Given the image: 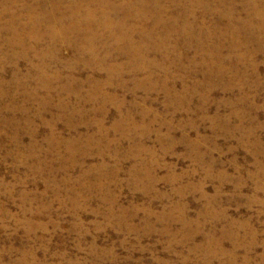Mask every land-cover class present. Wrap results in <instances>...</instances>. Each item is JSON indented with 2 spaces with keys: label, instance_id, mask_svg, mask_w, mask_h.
<instances>
[{
  "label": "rangeland",
  "instance_id": "rangeland-1",
  "mask_svg": "<svg viewBox=\"0 0 264 264\" xmlns=\"http://www.w3.org/2000/svg\"><path fill=\"white\" fill-rule=\"evenodd\" d=\"M46 1L0 0V264H264V53L221 35L229 5L190 16L218 25L203 50L128 55L106 33L97 64L70 37L12 59L5 26Z\"/></svg>",
  "mask_w": 264,
  "mask_h": 264
},
{
  "label": "bare ground",
  "instance_id": "bare-ground-1",
  "mask_svg": "<svg viewBox=\"0 0 264 264\" xmlns=\"http://www.w3.org/2000/svg\"><path fill=\"white\" fill-rule=\"evenodd\" d=\"M48 1L49 0L46 2ZM162 1L163 0H78L76 5L65 7L66 9L68 8L69 12L71 13L69 16H67L64 9L62 10V8H60V3L63 1L59 2L58 0L55 3L53 2L52 4L48 5L50 6L48 7L49 10H42L41 14L38 15L42 18L32 16L29 17L28 22H23L19 21V19L16 17L11 16L10 20L8 21L9 24L5 26L6 31L9 33L11 32V35L6 43H8L12 49L13 47L18 46L19 43L23 48L22 52L15 54L12 59H28L30 53H33V56L35 57L37 56L35 49L41 46L42 42L44 41L43 38L45 37L48 40V44L44 48L43 55L40 58V60L45 61L46 59H54L58 44L61 46L66 38L70 37L69 43L71 47L74 48L73 53L75 62L80 61L76 58V56H86V54L89 53L91 64H97L102 60L100 56V50L102 49L103 45L95 46V44L99 43L101 37L106 33H110L111 36L114 37L118 42H124L126 46H128L127 50L125 51L126 54H128L129 51L132 53L140 52L146 55L152 50L159 51L161 48L167 52L171 50L176 51L180 46L182 47V50L186 51L189 46H191V44L193 45V43L196 42L199 43L198 50H203L204 46L203 40L200 39L201 36L203 34H212V32L216 29L218 30V25L214 23L215 28L207 27L202 31L203 27L199 26L198 23V27L202 32L200 33L199 31H196V27L194 28L193 23L190 21V16L193 15L196 9L198 10L200 7L203 8L202 10H205L203 11V14L206 15V13H208V9L204 7H207L208 5H215L216 7H221V9L229 5L227 9H223L218 13L216 16L217 19L215 18L219 22L224 19L226 21L224 30L220 32L221 35H230L232 39V49H237L240 46H244V49L246 50L243 51L242 55L247 53L249 50L248 46L252 42L259 44L257 45V48L261 49L264 53V0H242L244 4L243 17L236 15L233 3L234 0H178L177 2L173 3L175 7L178 8L184 4L185 8L183 12H178L174 15L176 19L172 24H170L164 17L166 10L162 4ZM223 4L226 6L222 7ZM40 7V9H43L47 6L45 4L44 6ZM34 10L35 9H28V12H34ZM214 11L218 12L219 9L216 8ZM2 15H4V13H2ZM149 21H151V23H149ZM64 22L68 23L69 25L65 26ZM160 27L162 28L161 30L159 29ZM19 29L23 30L20 31ZM41 29L44 31H41ZM26 34H28V36ZM185 36L188 38H185ZM239 39H242V45L239 42ZM27 41H31L32 44L28 49L25 50L24 44ZM51 61L53 60L51 59ZM32 64L33 63H31V65ZM45 68L47 67H42L43 77ZM108 69L111 73H114L113 71H115L114 67H109ZM215 72L217 71L215 70ZM222 73L224 72L218 71L216 73L218 79L222 76ZM232 78L236 80L239 77L233 73ZM146 80L147 78L144 79V82Z\"/></svg>",
  "mask_w": 264,
  "mask_h": 264
}]
</instances>
